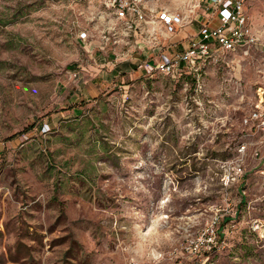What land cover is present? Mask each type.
Returning a JSON list of instances; mask_svg holds the SVG:
<instances>
[{
  "label": "rangeland",
  "instance_id": "obj_1",
  "mask_svg": "<svg viewBox=\"0 0 264 264\" xmlns=\"http://www.w3.org/2000/svg\"><path fill=\"white\" fill-rule=\"evenodd\" d=\"M245 6L257 44L179 74L140 64L195 22L169 38L103 0H0V264H176L214 216L205 264H264V139L244 121L264 100V0Z\"/></svg>",
  "mask_w": 264,
  "mask_h": 264
},
{
  "label": "built area",
  "instance_id": "obj_2",
  "mask_svg": "<svg viewBox=\"0 0 264 264\" xmlns=\"http://www.w3.org/2000/svg\"><path fill=\"white\" fill-rule=\"evenodd\" d=\"M103 1L116 17L128 26L139 27L145 31L151 26L154 31L161 32L169 38L195 22L194 28L185 29L187 44L184 41L173 40L172 52L161 53L155 61L140 64L145 70L170 73L178 66L192 68L196 62L208 58H219L224 61V57H221L225 53L242 51L258 42V35L252 28L246 11V0H180L178 3L164 0ZM200 7L209 10L210 15L195 12V9L198 10ZM200 16L204 18L200 19ZM178 45L181 48L177 49ZM244 121L259 131L264 139V100L255 103ZM244 149L245 144L241 142L238 151L242 152ZM232 169L239 173L242 170L240 162L234 163ZM231 176L227 173L224 176L225 181L227 182ZM219 221V217L214 216L198 232L187 234L181 244L172 250V253H175L174 257H180L176 264H205L207 252L217 249L223 241L218 229ZM130 263L152 264V261L150 258L145 260L133 258Z\"/></svg>",
  "mask_w": 264,
  "mask_h": 264
},
{
  "label": "trees",
  "instance_id": "obj_3",
  "mask_svg": "<svg viewBox=\"0 0 264 264\" xmlns=\"http://www.w3.org/2000/svg\"><path fill=\"white\" fill-rule=\"evenodd\" d=\"M179 48H181L180 45L177 47V49H179ZM136 65H137L136 62L124 61V62H121L120 64H118V68L123 69V70H129L131 68H136ZM174 72H177L179 74H187V73H191V68L181 65V66H178ZM31 127H33V125ZM214 251H216V250L213 249V250L208 251L207 257L209 255H211Z\"/></svg>",
  "mask_w": 264,
  "mask_h": 264
},
{
  "label": "crops",
  "instance_id": "obj_4",
  "mask_svg": "<svg viewBox=\"0 0 264 264\" xmlns=\"http://www.w3.org/2000/svg\"><path fill=\"white\" fill-rule=\"evenodd\" d=\"M248 14V13H247ZM255 31V30H254Z\"/></svg>",
  "mask_w": 264,
  "mask_h": 264
}]
</instances>
